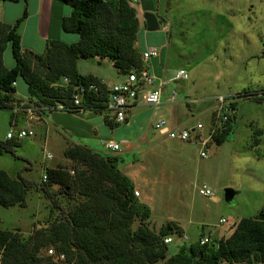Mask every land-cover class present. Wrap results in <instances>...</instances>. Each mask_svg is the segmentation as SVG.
I'll return each instance as SVG.
<instances>
[{"label":"rangeland","instance_id":"374dc122","mask_svg":"<svg viewBox=\"0 0 264 264\" xmlns=\"http://www.w3.org/2000/svg\"><path fill=\"white\" fill-rule=\"evenodd\" d=\"M168 12L169 23L162 17L158 20L160 31L142 30L137 37L153 41L159 50L160 57L151 59L156 74L151 72L156 83L163 84L164 97L172 94L187 102L152 111L135 110L126 131V123L106 125V111H47L46 124L34 126L33 137L19 140L14 154L0 153V170L11 178L21 176L31 184L24 207L0 206V230H9L26 240L34 230L56 220L61 215L59 210L70 211L84 201L74 192L69 196L60 193L58 185L50 186L49 195L41 189L45 169L69 176L85 169L64 156L65 149L72 145L116 161L118 170L132 179L138 193L134 197L149 208L145 224L156 234L174 220L184 227L183 236L189 241L200 231L214 239L227 238L239 220L252 218L264 208V0H186L174 3ZM47 40L69 45L78 41V35L63 32L60 24H51ZM3 61L8 68L14 65L9 47ZM179 70L186 73L187 80L169 81ZM77 72L107 85L125 79L108 59H79ZM16 84V96L28 98L24 81L18 79ZM242 93L262 99L238 98ZM219 97L236 104L231 115L232 130L223 142H211L204 149L205 158L199 156L196 141L164 140L154 130L161 120L179 128L192 129L201 124L205 137ZM11 115L10 110H0L1 142L7 141ZM22 125L20 122L18 127ZM140 135L147 140L137 142ZM151 139H158L152 148L147 147ZM109 140L118 143L120 150H105ZM127 140L135 145L129 146ZM47 155L50 159H46ZM203 185L213 199L199 195ZM226 189L235 193L230 203L224 201ZM140 220V216L135 217L132 230L138 228ZM222 220L224 223H220ZM172 238L166 259L183 242L182 237ZM46 254L45 249L39 253L41 258Z\"/></svg>","mask_w":264,"mask_h":264},{"label":"trees","instance_id":"16d2710c","mask_svg":"<svg viewBox=\"0 0 264 264\" xmlns=\"http://www.w3.org/2000/svg\"><path fill=\"white\" fill-rule=\"evenodd\" d=\"M57 1L72 9L60 27L65 33L77 34L76 43L66 45L47 40L44 52L34 54L22 48L18 33L27 17L26 11L13 25L0 22V110L11 109L16 101L12 83L22 79L30 103L48 108L58 103L69 105L75 86L94 82L100 88V95L98 99L85 98L81 111L105 112L107 85L93 76L79 75L77 60L108 59L124 76L145 67L142 52L134 47L138 20L127 0ZM7 47L14 60L11 68L3 62ZM63 77L69 79L67 87L59 86ZM237 97L262 99L250 93ZM235 106L234 100L229 103L228 120L212 135V142L220 144L230 134ZM104 122L110 127L121 124L109 116ZM18 146L19 142L13 139L0 141V153L14 154ZM64 156L85 169L73 176L45 169L47 180L41 189L49 195L50 186L58 185L60 193L69 196L74 192L84 201L70 211L59 210L61 215L56 220L34 230L26 240L9 230H0V264H264V208L252 218L239 220L227 238L214 239L200 231L195 239L182 242L177 252L166 259L168 244L163 243L164 238L183 237L182 228L169 222L156 234L147 227L149 208L134 197L133 184L118 170L116 161L78 145L68 146ZM30 185L21 176L11 178L0 170V206L24 207ZM138 216L140 225L132 230L133 220ZM204 237L209 242L201 245L199 242ZM42 249L46 253L52 249L54 255L41 258Z\"/></svg>","mask_w":264,"mask_h":264},{"label":"built area","instance_id":"2783aa9c","mask_svg":"<svg viewBox=\"0 0 264 264\" xmlns=\"http://www.w3.org/2000/svg\"><path fill=\"white\" fill-rule=\"evenodd\" d=\"M130 5H133L138 2V0H127ZM159 56V50L155 47H146V49L142 52L141 60L143 63H146L152 58H156ZM176 79L187 80V75L183 70H179L176 75ZM157 82L155 75L148 70L146 67H143L141 70L137 72H131L125 76V79L120 83H115L112 85H107L105 91L107 93V102L105 111L109 114L111 118H113L115 123H123L126 118V111L135 107V106H144L154 108L161 104V89L162 83ZM15 83H12L14 86ZM69 85V79L67 77H63L59 86L67 87ZM100 88L94 82H89L85 84L77 85L73 88L72 97L69 105H65L62 103L56 104L54 107H37L33 103L30 102H20L15 103L11 106V114H12V122L10 124V130L6 133V140H22L23 138L33 137L34 132L31 129H22L16 127V117L18 115H25L26 117L33 119L35 114H41L44 110H58V111H66V112H74L81 111V103L82 101L87 99H98L100 95ZM174 100V95L171 97V101ZM231 101L226 100L225 98L219 97L214 106V117L211 120L210 128L208 134L204 137L201 134V130L203 126L201 124H197L194 128H179L168 130L166 128V122L161 120L154 125V129L161 132L162 134H166L168 139L177 140L179 142H189L196 141L200 146L199 156L201 158H205L206 154L204 149L212 142V135L221 128V126L228 120L229 116V103ZM39 117V116H38ZM104 147L107 151H117L119 150V145L114 142H106ZM46 159H50V156L47 155ZM47 180L46 175L42 176V182ZM199 195L203 197H207L213 199V195L211 191L206 188V186H202L198 190ZM134 195L137 197L138 193L134 192ZM220 223H224V220L220 221ZM183 242H187L188 239L183 236L181 238ZM173 242L172 237H166L163 240L164 244H170ZM209 242L208 237H204L200 240V244H206ZM47 254L50 256L54 255L52 249L47 251ZM60 260L63 259V256L59 257Z\"/></svg>","mask_w":264,"mask_h":264},{"label":"crops","instance_id":"0c3cea01","mask_svg":"<svg viewBox=\"0 0 264 264\" xmlns=\"http://www.w3.org/2000/svg\"><path fill=\"white\" fill-rule=\"evenodd\" d=\"M181 2H186V0H138L137 6H132V8L135 10L136 18L138 20V25H139L138 32H140L142 30L146 31L145 24H144V21L142 18L143 13H145V12L153 13L157 16L158 20H160L161 19L160 17H162L163 19H166L167 22L169 23L170 21L167 18V13L169 14L168 9L174 3L178 4ZM6 3H9L12 6H8ZM71 10L72 9L69 5L64 4L62 2H59L57 0H20L18 2H14V3L10 2V1H2V2H0V22H3V23L8 24V25H13L16 22V20H18L22 16L23 12L26 11L27 17L25 18V20L21 23L20 27L18 28V33L21 36L22 48L24 50L30 51L34 54H42L44 52V49L46 46V41H47L48 36H49L50 25L51 24H54L56 26H57V24L59 25L63 18L68 17L70 15ZM160 29L161 28H159V31H160ZM140 38L141 37H137V35H136V40L134 43V47L139 52H143L147 46L155 47V43L153 41L148 43V41H146V39L144 37H143L142 41H140ZM159 57H160V53H159V56L156 57L155 59H157ZM152 59H154V58H152ZM144 66L148 70L151 69L150 71H153V73L156 74L155 70L153 68V63H152L151 59L149 61H147L146 63H144ZM177 80H182V79H176L174 77V78H171L169 81L175 82ZM14 86H15V91L17 93V90H16L17 84L15 83ZM164 96H165V94L163 91V84H162L161 104L159 106H157L155 108L144 107V106H135V107L129 109L126 122H124V123H126L124 131H126L128 129V119L131 117H134V115H132V112L135 110H146V111L151 110V109L155 110L157 108L159 109V108L171 106V105H174L177 103L187 102L186 100L181 101V100L175 99V96H174V100L171 101L172 94L168 95L167 97H164ZM14 98L16 99V101L14 103H12V106L16 102L17 103L30 102L28 100V98L25 97L24 99H22V98L16 96V94H14ZM47 111H49V110H44L43 112H41V114H38L39 117L35 114V117L33 119H30V118L26 117L25 115H18L16 117V127L22 128V129H31L32 130V128L36 125H45L46 122H45L44 114ZM105 113H106L105 117L109 116V114L107 112H105ZM110 118L111 117L109 116V119ZM12 119L13 118L11 115V122H12ZM150 119H151V114L148 116V120H150ZM165 121L167 122V120H165ZM11 122H10V124H11ZM20 122L23 125L21 127H18V124ZM124 123H121V124H124ZM118 125H120V124H118ZM118 125H116V126H118ZM173 127L179 128L175 125L174 126L166 125V128L168 130H172L171 128H173ZM158 134L164 140L168 139L166 134H162L159 131H158ZM145 140H147L145 138V135H140L137 142H143ZM109 141L116 143L115 141H112V140H109ZM126 142H128L130 144L129 146L135 145L132 140H130V141L127 140ZM116 144H118V143H116ZM157 144H158V139H155V140L151 139L147 142V147L151 146L150 148H152ZM119 150H120V147H119ZM119 150H117V151H119ZM117 151H115V152H117ZM123 174L131 182H133L132 179H130V177L126 173H123ZM133 187L136 188L135 186H133ZM170 221L174 222V220H170ZM180 227L184 230V227H182L181 225H180Z\"/></svg>","mask_w":264,"mask_h":264},{"label":"water","instance_id":"95a60500","mask_svg":"<svg viewBox=\"0 0 264 264\" xmlns=\"http://www.w3.org/2000/svg\"><path fill=\"white\" fill-rule=\"evenodd\" d=\"M144 24H145V29L146 32H155L159 29V23H158V19L156 17L155 14L153 13H149V12H145L142 15ZM80 59H84L83 57H81ZM234 191L231 189H226L224 191V201L226 203H230L234 197Z\"/></svg>","mask_w":264,"mask_h":264}]
</instances>
